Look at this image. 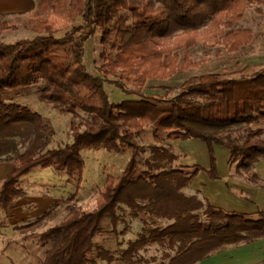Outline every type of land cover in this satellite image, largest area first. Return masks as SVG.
I'll return each instance as SVG.
<instances>
[{
  "label": "trees",
  "instance_id": "1",
  "mask_svg": "<svg viewBox=\"0 0 264 264\" xmlns=\"http://www.w3.org/2000/svg\"><path fill=\"white\" fill-rule=\"evenodd\" d=\"M263 1L40 0L25 25L34 36L0 42V163H16L14 172L0 182V210L8 213L25 195L23 178L37 169L53 168L81 184L84 150L132 153L122 174L107 176L94 210L71 207L58 224L27 236L46 248L41 264H140L136 256L153 245L174 252L162 264H196L230 245L264 239V208L250 215L187 195L183 189L204 169L170 167L177 155L164 145L170 140L204 142L212 178L217 177L214 146H223L239 173L264 184L253 170L264 158V69L251 78L222 73L192 77L170 101L142 93L149 80H166L203 63L180 54L197 45L202 32L230 53L249 46L254 31L238 24L248 9ZM16 28L5 20L0 34ZM98 30L105 47L103 75L92 73L85 59L86 44ZM110 76L125 91L134 85L131 93L139 97L112 102L106 89ZM38 84L43 102L84 121L64 147H51L56 131L43 114L6 100ZM149 125L155 140L150 169L138 173V140ZM123 206L144 230L128 248L112 251L96 238L121 233Z\"/></svg>",
  "mask_w": 264,
  "mask_h": 264
},
{
  "label": "rangeland",
  "instance_id": "2",
  "mask_svg": "<svg viewBox=\"0 0 264 264\" xmlns=\"http://www.w3.org/2000/svg\"><path fill=\"white\" fill-rule=\"evenodd\" d=\"M1 23L3 24V20H0ZM238 27L254 31L255 38L249 46L242 48L239 52L230 53L224 44L212 42L207 34L202 32L200 42L180 54L184 58L188 53L193 60H200L203 63L195 68L180 71L171 79L149 80L142 89L143 96L164 101L173 100L180 94L185 81L203 74L222 73L229 78L254 77L264 69V1L248 9ZM206 28L207 26H204L202 31ZM64 33L65 31L58 36L61 37ZM32 37L31 30L21 26L18 30L10 29L0 34V42L13 43L19 39ZM104 51L102 31L98 30L96 36L86 44V65L94 74L103 75L101 67L105 63L102 57ZM118 81L119 79L114 76L107 78L106 89L112 102L120 103L139 97L131 93V90L136 89L134 85H128V91H125L117 84ZM39 89L40 84L21 89L6 100L26 105L43 114L56 131L51 147H64L72 141L76 131L83 129L84 121L81 118H74L71 114L60 112L43 102L39 97ZM82 115L87 117L86 114ZM152 132V125L147 126L138 140L141 147L137 157L138 173L150 169L148 161L151 156V145L155 144ZM16 140L19 148L22 151L25 150V145L21 142L22 138L17 137ZM166 143L167 141L164 145L171 148L175 154L178 148ZM180 143L185 154H188V159L191 158L195 161L194 163L204 164V151H207L205 143L197 139H186ZM221 149L228 152L225 148ZM220 151L217 154L221 157L220 161H224ZM83 156L86 161V172L81 184L53 168L37 169L23 178L21 186L25 195L14 203L8 213L0 210V264H41L46 256V248L41 247L37 240H28L27 236L44 232L58 224L71 207L85 211L94 210L107 176L122 174L132 158V153L118 154L106 150H84ZM179 164V161H175L170 167H184ZM204 177L201 174L193 185L199 187ZM123 207L124 209L119 210L124 218L119 225L121 233L96 238L98 244L112 251L128 248L129 243L138 239L144 230L143 223L132 216L131 209L127 206ZM167 224L169 222L163 221V225ZM168 253L174 254L162 246L153 245L141 250L136 258L140 264H162Z\"/></svg>",
  "mask_w": 264,
  "mask_h": 264
},
{
  "label": "crops",
  "instance_id": "3",
  "mask_svg": "<svg viewBox=\"0 0 264 264\" xmlns=\"http://www.w3.org/2000/svg\"><path fill=\"white\" fill-rule=\"evenodd\" d=\"M39 1L0 0V20L13 21L18 26L14 30H18L21 26L25 27ZM181 141L183 140H170L166 143L178 148L175 154L177 155L176 161L180 162L179 166L200 165L204 169L189 186L183 189L184 193L189 196L196 195L204 202H210L222 209L250 215L256 214L264 208V184L252 182L245 174L239 173L237 164L232 161L228 148L220 145L214 146L217 177L212 178L208 173V170L211 169V155L208 146L206 145L207 151H204V164H199L194 163L195 161L191 158L188 159V154H185L180 145ZM221 148L227 149L228 152L226 153ZM219 151L222 152L224 161H220L221 157L217 154ZM15 168V162L0 163V182L9 177ZM253 170L264 181V158L254 165ZM201 174L205 177L200 181L199 187L193 185ZM167 261L169 262V260ZM196 264H264V239L249 244L230 245Z\"/></svg>",
  "mask_w": 264,
  "mask_h": 264
}]
</instances>
